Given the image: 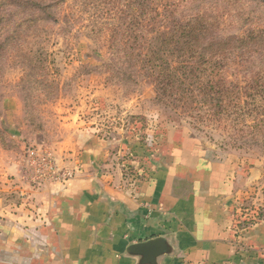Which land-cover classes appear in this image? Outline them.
Here are the masks:
<instances>
[{
  "label": "crops",
  "instance_id": "obj_1",
  "mask_svg": "<svg viewBox=\"0 0 264 264\" xmlns=\"http://www.w3.org/2000/svg\"><path fill=\"white\" fill-rule=\"evenodd\" d=\"M76 136L54 159L73 172L64 185L34 190L27 153L24 163L0 161V264H140L128 247L156 238L169 248L156 264H264V204L252 188L260 164L216 157L169 127L146 163H128L144 171L134 179L115 145Z\"/></svg>",
  "mask_w": 264,
  "mask_h": 264
},
{
  "label": "rangeland",
  "instance_id": "obj_2",
  "mask_svg": "<svg viewBox=\"0 0 264 264\" xmlns=\"http://www.w3.org/2000/svg\"><path fill=\"white\" fill-rule=\"evenodd\" d=\"M118 1L26 0L35 5L3 29L0 161L24 163L25 153L34 150L59 160L70 152L76 135L85 134L115 145L118 164L139 179L144 171L128 163H146L163 130L174 127L187 129L212 155L240 157L260 164L264 173V144L248 139L259 118L194 121L189 117L192 112L156 100L150 78L138 68L131 69L133 63L117 53L129 44L124 36L128 21L121 17L127 0H120L124 8H117ZM241 1L240 16L228 14L222 19L221 36L246 37L254 27L264 32V5L258 7L260 0ZM248 16L255 17V26ZM243 54L247 60L250 54L244 50ZM245 60L240 71L249 77L253 70ZM258 183L252 187L253 195L264 204V176ZM249 208L244 204L243 210Z\"/></svg>",
  "mask_w": 264,
  "mask_h": 264
},
{
  "label": "trees",
  "instance_id": "obj_3",
  "mask_svg": "<svg viewBox=\"0 0 264 264\" xmlns=\"http://www.w3.org/2000/svg\"><path fill=\"white\" fill-rule=\"evenodd\" d=\"M25 1L0 0V36L11 19L35 5ZM122 4L119 0L116 6L126 8L121 17L128 21L124 36L129 44L119 47L117 53L133 63L131 69L138 68L150 78L158 102L192 112L189 117L194 121L259 118L248 139L264 144V32H256L254 27L246 37L220 35L222 19L228 14L240 16L237 10L244 2L127 0L124 7ZM261 5L264 0L258 1V7ZM253 16H248L252 25ZM151 26L154 28L149 31ZM243 50L250 54L247 60ZM244 60L253 70L249 77L240 71Z\"/></svg>",
  "mask_w": 264,
  "mask_h": 264
},
{
  "label": "built area",
  "instance_id": "obj_4",
  "mask_svg": "<svg viewBox=\"0 0 264 264\" xmlns=\"http://www.w3.org/2000/svg\"><path fill=\"white\" fill-rule=\"evenodd\" d=\"M28 160L29 180L34 190L40 189L45 183L64 185L74 177L72 171L57 168L50 155H40L38 152L32 151ZM246 212V214H252L251 211ZM249 220L251 219L248 216L247 222Z\"/></svg>",
  "mask_w": 264,
  "mask_h": 264
},
{
  "label": "water",
  "instance_id": "obj_5",
  "mask_svg": "<svg viewBox=\"0 0 264 264\" xmlns=\"http://www.w3.org/2000/svg\"><path fill=\"white\" fill-rule=\"evenodd\" d=\"M127 253L139 257L140 264H156L157 258L169 253V248L163 238H156L131 245Z\"/></svg>",
  "mask_w": 264,
  "mask_h": 264
}]
</instances>
